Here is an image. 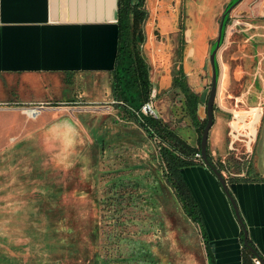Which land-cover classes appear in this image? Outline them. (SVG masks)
Returning a JSON list of instances; mask_svg holds the SVG:
<instances>
[{
    "label": "rangeland",
    "instance_id": "obj_1",
    "mask_svg": "<svg viewBox=\"0 0 264 264\" xmlns=\"http://www.w3.org/2000/svg\"><path fill=\"white\" fill-rule=\"evenodd\" d=\"M190 2L176 0L177 25L190 28L183 33L186 44L177 52L184 74L198 69L206 54L207 17L213 14H208V6L202 4L205 10L193 18ZM140 3L141 30L145 50L149 52L152 47L149 31L156 12L160 14L161 28L165 25L172 32V21L164 13L168 3L162 0H141ZM140 44L137 41L139 53L146 59L148 78L151 74V80L159 78L161 71L143 54ZM157 48L162 50L164 46ZM221 54L218 64L222 61ZM164 72L168 75L169 68ZM200 76L203 80L197 89L189 79L192 89H205L208 68L198 71ZM52 79L49 80L51 90L59 88ZM153 85L154 89L165 87L157 82ZM69 89L70 97L76 96L77 101L65 107L95 109L97 117L94 113L92 117L87 114L82 118L83 124L95 129L93 135L100 136L105 147L96 142L95 136L76 127V146L63 148L60 141H50L47 163L12 165L6 170H3L5 165L0 166V209H12L0 212V264L5 260L11 264H98V255L107 259V264H116L120 258L142 254H151L158 264H207V261L211 264L195 225L187 220L176 195L160 175L155 145L136 128L138 112L133 111L135 119L130 117L134 123L127 124L130 129H122L126 125L121 118L108 111L112 108L108 77L72 76ZM57 99L50 102L55 103ZM159 99L155 96L154 101ZM254 105L245 98L233 109L250 111ZM200 107L202 111L203 104ZM174 118L171 117L170 123L183 139L192 132L196 136L187 119ZM53 123L75 124L67 115L50 124ZM137 140L142 141L139 148L135 145ZM228 159L236 162L234 158ZM186 170L190 169H184L181 176H185ZM229 172L236 173V169Z\"/></svg>",
    "mask_w": 264,
    "mask_h": 264
},
{
    "label": "crops",
    "instance_id": "obj_2",
    "mask_svg": "<svg viewBox=\"0 0 264 264\" xmlns=\"http://www.w3.org/2000/svg\"><path fill=\"white\" fill-rule=\"evenodd\" d=\"M117 1L0 0V166H6L3 170L12 165L47 163L50 141H60L63 148L75 147L76 127L83 133L89 132L91 136H95L96 142H101L105 147L103 139L93 135L95 129L83 124L87 114L92 117L94 113V117H97L96 110L65 107L77 101L76 96L70 97L72 76L108 77L109 104L112 105L108 111L121 118L126 125L122 129H130L127 124L133 121L115 105L111 94V72L118 47ZM162 1L169 5L171 0ZM223 2L224 0H191L192 17H198L205 10V4L208 6V14L213 12L207 17L211 20ZM175 30L174 27L172 32ZM150 76L152 87L156 82L166 87L168 76L163 75L157 79L154 77L152 80ZM50 78L56 80L55 84L59 88L51 90ZM233 85L234 81L227 68L220 63L214 100L220 112L228 110L233 99L228 93L232 91ZM165 87L155 88L156 97L160 99L153 102V110L159 120L168 124L183 139L170 123L172 116L184 118L179 108V99L170 91V87ZM192 91L198 94L201 89ZM56 97L59 101L50 102ZM28 108L37 111L35 118L26 116ZM201 108L199 104L196 110L198 120L204 117L201 116ZM220 112L215 113L208 130L206 153L224 178L247 238L264 264V140L256 146L260 154L258 162L244 174L238 161L228 159V151L238 154L241 148L236 146L228 150L227 137L235 129H229V123L219 116ZM62 115L69 116L75 124H50ZM240 126L243 127L242 124ZM136 128L140 130L138 125ZM191 129L194 131L192 126ZM196 136L192 132L183 140L195 147ZM126 143L130 144L129 141ZM135 145L139 148L142 141L137 140ZM186 168L190 170H186L185 176L180 174V177L196 206L198 222L207 242L212 264H240V229L218 183L204 166ZM186 168L181 169L180 173ZM234 169L236 173L229 172ZM45 191L48 192V184H45ZM11 211V208L0 209V212ZM5 261L2 263L11 264L10 260Z\"/></svg>",
    "mask_w": 264,
    "mask_h": 264
},
{
    "label": "flooded vegetation",
    "instance_id": "obj_3",
    "mask_svg": "<svg viewBox=\"0 0 264 264\" xmlns=\"http://www.w3.org/2000/svg\"><path fill=\"white\" fill-rule=\"evenodd\" d=\"M232 2L233 0H224L219 7V11L213 15V19L208 20L209 26L205 29V32H207L206 54L205 56L203 55L204 58L202 57L199 68L190 71L188 74L182 73L180 67L181 56H178L177 52L182 45L186 44L183 33L186 30H190V28H185L182 24L177 25L178 15L176 0H171L168 9L164 11L166 16L170 15L172 21V26L170 28L173 29L175 27L176 30L174 33H169L165 25L162 26V28L160 27L158 20V15L160 16V14L156 12L153 28L149 31L152 47L149 52H147L144 46L145 37L141 30L140 46H142V52L144 51L143 54H146L149 60L153 61L154 66L161 71V73H158V77H162L164 74L167 75L164 71L169 68L170 72L167 75L170 79L169 89L178 97L180 111L184 98L178 90L176 83H178V81L182 82L192 93L194 92L190 87L189 79H191L195 89L200 87L204 75L198 77V71L203 72L206 68L209 70L208 54L214 46L220 18L226 7ZM158 45H163L164 48L162 50L158 49ZM163 53L164 55H161ZM158 54L160 58L157 56ZM219 54H221L220 57L222 59L220 63L227 68L229 76L234 81L232 91L228 93V96L233 99H231V102L228 101L230 103L226 112H220L213 101L212 121L215 113L219 114L220 112L219 116L229 123V129H235V132L227 137V146L229 145L228 150H230V147L233 149V147L236 146L240 147L241 150L238 154L228 151L227 156L235 158V160L239 162L244 174H247L248 171L252 170V165L258 162L260 154L257 151L258 148L256 150V146L261 144L264 140V0H239L224 16L220 31L219 45L215 52L217 82L219 77V64L217 58ZM232 68L237 72L239 71V74L232 72ZM209 81L205 82L204 79L206 85L204 87L205 89L200 88V93H202L196 94L200 106L203 104L204 117L202 120L204 121V108L209 89ZM245 98H249L250 102L255 104V109L252 108L250 111L246 110L242 112L234 110L233 108L241 104L242 100ZM241 124L243 127L240 126ZM261 128H263V130ZM213 167L215 166L213 165ZM217 171L219 172L218 169Z\"/></svg>",
    "mask_w": 264,
    "mask_h": 264
},
{
    "label": "trees",
    "instance_id": "obj_4",
    "mask_svg": "<svg viewBox=\"0 0 264 264\" xmlns=\"http://www.w3.org/2000/svg\"><path fill=\"white\" fill-rule=\"evenodd\" d=\"M140 1H117L118 47L114 69L111 72L113 101L117 107L127 113L129 118L131 117L132 119H135L133 111L139 114L140 106L148 100L151 88L147 64L137 48V41H141L143 14ZM176 86L184 98L181 105V113L189 121L197 135L195 147L188 145L169 128L168 124L158 118L154 119L150 116L139 114L138 120L135 121L147 140L155 145L160 175L176 195L185 216L194 223L201 239L205 256L210 259L208 245L198 222L196 206L180 177V170L183 168L194 165L203 166L193 159V155L198 152L199 136L205 121L198 120L196 116V108L199 104L198 96L180 81L176 83ZM206 158L208 163L212 165L207 153ZM241 240L242 234L239 231L240 264H253V259L262 260L248 238H246L247 246L255 252V256L247 247L242 246ZM104 259L98 255V264H107V259ZM116 264H158V262L151 254H142L141 256L120 258V262ZM207 264H209L208 261Z\"/></svg>",
    "mask_w": 264,
    "mask_h": 264
},
{
    "label": "water",
    "instance_id": "obj_5",
    "mask_svg": "<svg viewBox=\"0 0 264 264\" xmlns=\"http://www.w3.org/2000/svg\"><path fill=\"white\" fill-rule=\"evenodd\" d=\"M239 0H233V2L231 4H229L225 11L223 12L220 21H219V25H218V30H217V34H216V38L214 41V46L212 47V49L210 50L209 54H208V66H209V71H210V81H209V89H208V93L206 96V100H205V123L204 126L201 130L200 136H199V149H198V153L200 156V160H201V164L207 168L210 173L213 175V177L215 178L216 182L218 183L222 194L224 195L225 199L228 201L230 208L232 210L233 216L235 218V221L241 231L242 234V246L243 247H247V249L255 256V252L247 246L246 243V230L244 228V225L240 219V216L238 214L237 211V207L236 204L232 198V196L230 195V193L228 192L227 189V185L224 181V178L221 176V174L217 171V169L215 167H213L212 165H210L207 161L206 158V140H207V133L209 128L211 127L212 124V104L214 101V97H215V92H216V84H217V70H216V64H215V52L218 48L219 45V39H220V31H221V27H222V21L224 16L227 14V12H229V10L238 2ZM168 85H166L165 88H167ZM164 88V89H165ZM161 89V88H160ZM240 135V134H239ZM260 264H263L262 260H259Z\"/></svg>",
    "mask_w": 264,
    "mask_h": 264
},
{
    "label": "built area",
    "instance_id": "obj_6",
    "mask_svg": "<svg viewBox=\"0 0 264 264\" xmlns=\"http://www.w3.org/2000/svg\"><path fill=\"white\" fill-rule=\"evenodd\" d=\"M155 96H156V91H155L154 87L151 86V88L149 90V94H148V100L140 106L139 114H141L143 116H150L154 119L157 118L156 113L153 110V101H154ZM25 110H27V109H25ZM33 110H35V109H33ZM36 115H37V111L35 110V113H32L30 115H26V116L30 119H33L36 117ZM193 159L195 161L201 163L200 156H199L198 152L193 155ZM252 263L253 264H260L259 260H257V259H253Z\"/></svg>",
    "mask_w": 264,
    "mask_h": 264
},
{
    "label": "bare ground",
    "instance_id": "obj_7",
    "mask_svg": "<svg viewBox=\"0 0 264 264\" xmlns=\"http://www.w3.org/2000/svg\"><path fill=\"white\" fill-rule=\"evenodd\" d=\"M32 113H35V110H33V109H29V110H28V115H30V114H32Z\"/></svg>",
    "mask_w": 264,
    "mask_h": 264
}]
</instances>
